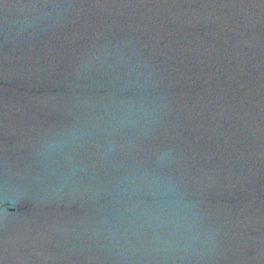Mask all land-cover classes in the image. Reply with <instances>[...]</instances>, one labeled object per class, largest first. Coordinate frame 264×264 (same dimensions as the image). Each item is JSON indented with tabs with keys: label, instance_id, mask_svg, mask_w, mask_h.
Instances as JSON below:
<instances>
[{
	"label": "water",
	"instance_id": "1",
	"mask_svg": "<svg viewBox=\"0 0 264 264\" xmlns=\"http://www.w3.org/2000/svg\"><path fill=\"white\" fill-rule=\"evenodd\" d=\"M0 264H264V0H0Z\"/></svg>",
	"mask_w": 264,
	"mask_h": 264
}]
</instances>
